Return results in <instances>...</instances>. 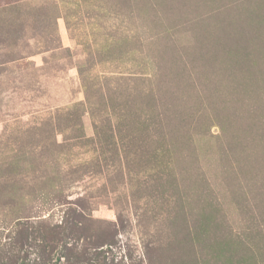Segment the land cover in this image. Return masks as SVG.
Segmentation results:
<instances>
[{
	"label": "rangeland",
	"instance_id": "obj_1",
	"mask_svg": "<svg viewBox=\"0 0 264 264\" xmlns=\"http://www.w3.org/2000/svg\"><path fill=\"white\" fill-rule=\"evenodd\" d=\"M0 264H264V0H0Z\"/></svg>",
	"mask_w": 264,
	"mask_h": 264
},
{
	"label": "trees",
	"instance_id": "obj_2",
	"mask_svg": "<svg viewBox=\"0 0 264 264\" xmlns=\"http://www.w3.org/2000/svg\"><path fill=\"white\" fill-rule=\"evenodd\" d=\"M81 214V213H80Z\"/></svg>",
	"mask_w": 264,
	"mask_h": 264
}]
</instances>
